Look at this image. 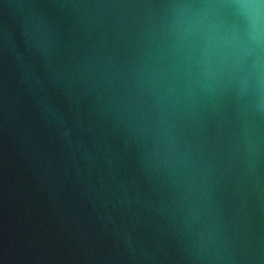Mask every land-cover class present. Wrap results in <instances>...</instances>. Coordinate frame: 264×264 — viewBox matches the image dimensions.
<instances>
[{"label":"water","instance_id":"obj_1","mask_svg":"<svg viewBox=\"0 0 264 264\" xmlns=\"http://www.w3.org/2000/svg\"><path fill=\"white\" fill-rule=\"evenodd\" d=\"M0 264H264V0H0Z\"/></svg>","mask_w":264,"mask_h":264}]
</instances>
